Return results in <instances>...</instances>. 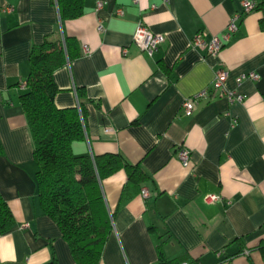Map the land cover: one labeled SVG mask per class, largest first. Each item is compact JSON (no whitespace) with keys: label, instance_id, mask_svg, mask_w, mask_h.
I'll return each instance as SVG.
<instances>
[{"label":"crops","instance_id":"1","mask_svg":"<svg viewBox=\"0 0 264 264\" xmlns=\"http://www.w3.org/2000/svg\"><path fill=\"white\" fill-rule=\"evenodd\" d=\"M241 1L85 0L80 18L61 22L56 0H0V192L15 219L0 236V264H76L41 207L20 100L33 46L62 35L82 50L55 72L59 108L85 93L86 137L74 142L75 154H121L151 177L142 187L149 197L140 192L122 205L126 171L104 180L113 229L100 264H155L160 243L180 263L264 264V0L248 14ZM237 13L217 55L192 45L199 32L208 41L221 35ZM139 23L166 37L153 55L133 41ZM221 69L226 89L242 99L204 98L184 115L183 102ZM250 73L259 78L238 84ZM179 146L190 151L188 165ZM207 194L223 201L207 203Z\"/></svg>","mask_w":264,"mask_h":264},{"label":"trees","instance_id":"2","mask_svg":"<svg viewBox=\"0 0 264 264\" xmlns=\"http://www.w3.org/2000/svg\"><path fill=\"white\" fill-rule=\"evenodd\" d=\"M56 1L61 22L78 19L84 13L85 0ZM81 55L79 41L67 35L46 37L34 45L29 57L30 72L20 83L25 84L20 100L34 142L36 182L44 214L59 226L76 264H100L113 229L104 180L122 169L126 171L128 180L120 198L122 205L140 193L151 177L121 154H75L74 142L86 137L85 93L79 90L77 106L59 108L55 103L59 91L55 72ZM14 225L13 213L0 192V236ZM150 229L156 227L151 225ZM155 264L180 261L168 259L160 243Z\"/></svg>","mask_w":264,"mask_h":264},{"label":"built area","instance_id":"3","mask_svg":"<svg viewBox=\"0 0 264 264\" xmlns=\"http://www.w3.org/2000/svg\"><path fill=\"white\" fill-rule=\"evenodd\" d=\"M134 3H137L138 0H133ZM242 12L241 14H248L257 8V3L253 0H242L241 1ZM101 7V3H99ZM5 10H12L10 7L5 8ZM120 14H123V10H119ZM241 14H234L229 23L221 35H214L209 41L206 39V34L199 32L195 35L192 45L194 47L205 49L208 55H217L220 50L225 45L226 41L229 39L232 32L237 29V21L241 18ZM99 29H102V25H99ZM166 40V37L162 33H155L151 31L145 24L139 23L136 27V30L133 34V41L136 45L143 51L147 52L149 55H153L158 51L159 46ZM85 53L89 52V48L85 47ZM127 52L126 50L124 51ZM228 76V71L221 69L210 87L198 92L191 98L186 99L183 102L182 109L183 114L189 116L193 113L195 105L204 98H213L214 96H227L230 102L240 101L242 96L237 94L235 91H229L225 87V81ZM245 78L258 79L259 75L256 73H250L249 75H241L238 77L237 82L240 84ZM23 87L25 84L22 85ZM218 93V94H216ZM177 156L184 165H188L190 160V151L184 146H179L177 148ZM141 194L143 197H149V190L143 188L141 189ZM205 201L207 203H216L223 201V197L219 194H207L205 195ZM180 264H190L188 262H183Z\"/></svg>","mask_w":264,"mask_h":264}]
</instances>
